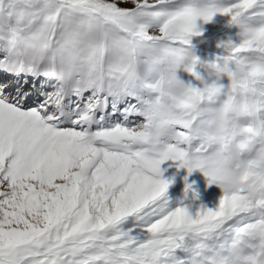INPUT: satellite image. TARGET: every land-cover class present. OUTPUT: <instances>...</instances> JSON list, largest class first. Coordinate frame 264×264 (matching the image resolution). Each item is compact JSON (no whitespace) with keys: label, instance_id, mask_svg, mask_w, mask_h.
<instances>
[{"label":"snow or ice","instance_id":"obj_1","mask_svg":"<svg viewBox=\"0 0 264 264\" xmlns=\"http://www.w3.org/2000/svg\"><path fill=\"white\" fill-rule=\"evenodd\" d=\"M217 12L238 31L209 95L175 69L200 78L186 45ZM229 78L264 85V0H0V264H242L264 244V201L214 154ZM169 159L218 184V202L170 204Z\"/></svg>","mask_w":264,"mask_h":264},{"label":"clouds","instance_id":"obj_2","mask_svg":"<svg viewBox=\"0 0 264 264\" xmlns=\"http://www.w3.org/2000/svg\"><path fill=\"white\" fill-rule=\"evenodd\" d=\"M188 57H185L187 63ZM213 67V66H212ZM217 77L221 73L213 67ZM233 76L239 74L233 69ZM217 107L211 128L215 138L214 154L225 161L228 167L231 187L240 191L251 200L264 201V121L258 117V111L264 108V85L256 88H231ZM214 82L201 81V89L209 95L215 90L210 87ZM172 108L181 110L188 99L184 87L178 86L171 92ZM198 104V98H197ZM205 135V140H207ZM211 146V145H210ZM242 264H264V244L255 240V246L243 253Z\"/></svg>","mask_w":264,"mask_h":264},{"label":"rangeland","instance_id":"obj_3","mask_svg":"<svg viewBox=\"0 0 264 264\" xmlns=\"http://www.w3.org/2000/svg\"><path fill=\"white\" fill-rule=\"evenodd\" d=\"M228 17L222 13H214L205 21L197 17L195 24L199 29L198 34H191L186 45L198 57V63L193 66V72L198 73L199 79L192 72L187 71L182 65L175 69L178 79L184 82H191L200 87L201 81L204 83H227V76L223 73L217 77L213 70V61L225 54L226 49L222 41H236L237 26L228 23ZM258 117L264 119V108L259 109ZM211 149H209L210 151ZM206 154V153H205ZM179 161L164 160L160 164V178L166 180L167 186L165 196L170 204L175 206L180 201L188 205L190 212H195L198 206L213 207L221 194V190L216 183H210L200 169L193 168L188 171L184 166H177ZM188 186L187 188L185 186Z\"/></svg>","mask_w":264,"mask_h":264}]
</instances>
